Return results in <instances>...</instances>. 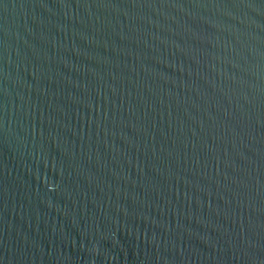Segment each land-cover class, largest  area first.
<instances>
[{
  "label": "water",
  "instance_id": "95a60500",
  "mask_svg": "<svg viewBox=\"0 0 264 264\" xmlns=\"http://www.w3.org/2000/svg\"><path fill=\"white\" fill-rule=\"evenodd\" d=\"M0 264H264V0H0Z\"/></svg>",
  "mask_w": 264,
  "mask_h": 264
}]
</instances>
